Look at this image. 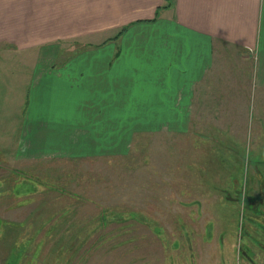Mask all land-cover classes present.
<instances>
[{
    "label": "crops",
    "instance_id": "0c3cea01",
    "mask_svg": "<svg viewBox=\"0 0 264 264\" xmlns=\"http://www.w3.org/2000/svg\"><path fill=\"white\" fill-rule=\"evenodd\" d=\"M263 115L264 0H0V264L55 246L36 237L56 207L39 163L160 131L189 170L224 169Z\"/></svg>",
    "mask_w": 264,
    "mask_h": 264
},
{
    "label": "rangeland",
    "instance_id": "374dc122",
    "mask_svg": "<svg viewBox=\"0 0 264 264\" xmlns=\"http://www.w3.org/2000/svg\"><path fill=\"white\" fill-rule=\"evenodd\" d=\"M249 129L224 169L218 158L189 170L179 136L160 131L136 133L121 155L39 163L56 207L36 237L55 246L18 264H264V115ZM190 203L210 211L177 216Z\"/></svg>",
    "mask_w": 264,
    "mask_h": 264
}]
</instances>
